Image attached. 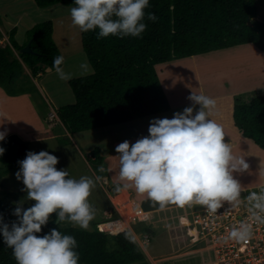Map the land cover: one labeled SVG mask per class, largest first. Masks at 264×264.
I'll return each mask as SVG.
<instances>
[{"label": "trees", "instance_id": "16d2710c", "mask_svg": "<svg viewBox=\"0 0 264 264\" xmlns=\"http://www.w3.org/2000/svg\"><path fill=\"white\" fill-rule=\"evenodd\" d=\"M34 2L41 9L57 4L75 6V0ZM149 3L146 14L154 13L158 19L152 22L145 18L147 28L141 37L97 39L98 30L80 31L82 48L93 73L69 81L75 103L56 111L69 134L169 112L171 105L157 71L159 65L238 46L253 45L264 51V22L258 20L255 0H149ZM17 32L13 28L8 33V43L0 45V88L10 96H18L17 84L23 77L37 80L55 72L53 58L62 56L53 39L52 21L29 29L23 44L18 43ZM29 41H32L33 53L21 54ZM26 69L30 74L25 73ZM260 93H255L249 103L234 104L233 122L244 139L264 151V93ZM0 147L5 149L0 163L6 173L18 170V162L29 152L28 143L17 136L0 142ZM91 155L98 165L103 164L100 149L93 150ZM117 185H110L111 192L117 191ZM0 216L9 226L16 222L1 200ZM113 217L119 218L116 211ZM56 221L53 214L37 235L48 234L56 228L62 234L73 236L78 244L79 264H150L128 230L112 236L97 227L94 230L63 228L65 222L59 225ZM135 231L141 233L138 228ZM0 264H16L12 249L4 244L2 236Z\"/></svg>", "mask_w": 264, "mask_h": 264}, {"label": "clouds", "instance_id": "9594fccd", "mask_svg": "<svg viewBox=\"0 0 264 264\" xmlns=\"http://www.w3.org/2000/svg\"><path fill=\"white\" fill-rule=\"evenodd\" d=\"M149 0H75L70 8L74 27L82 33L97 31V39L109 36L141 37L148 21L156 22L154 13L145 9ZM63 56H55L53 68L59 79L69 81L73 74L62 67ZM81 75L91 71L85 60L80 65ZM199 110L186 107L173 118L153 119L148 128L149 135L130 144L125 140L115 151L119 162V180L116 190L133 188L137 193L159 204L195 203L216 212L223 202L237 206L241 203L242 187L233 173L248 168L243 158L233 155L230 143H225L223 127L212 119L216 100L204 94L193 93L188 97ZM7 131H0V141ZM5 149L0 147V156ZM20 171L17 180L25 186L27 199L34 205L25 209L23 204L15 207L16 222H3L0 216V236L4 244L12 249L16 264H79L76 251L78 244L71 235L62 234L53 228L48 234L38 236L42 227L55 214L59 225L72 223L88 230L95 218L89 202L96 183L105 179L84 176L71 178L69 171L58 170L59 160L47 151L28 152L18 162ZM100 172L105 169L101 167ZM253 221L264 224V190L251 192L243 198ZM251 236V226L241 224L229 233L231 239L244 241Z\"/></svg>", "mask_w": 264, "mask_h": 264}, {"label": "rangeland", "instance_id": "374dc122", "mask_svg": "<svg viewBox=\"0 0 264 264\" xmlns=\"http://www.w3.org/2000/svg\"><path fill=\"white\" fill-rule=\"evenodd\" d=\"M255 2L258 10V20L264 22V0H255ZM20 4H23L26 8L29 6L28 2ZM61 5L68 8L74 7ZM68 8L62 12L66 16L65 18L59 17L57 16L58 13L53 14V12H51L52 16L41 13L34 14V17L37 23L53 22V39L64 57L63 68L66 72L73 74L72 79H76L91 75L93 68L83 51L81 32L78 27L73 26L70 9ZM29 24H23L22 31L18 27L17 41L21 43L25 41V33L29 30L25 28H28ZM1 27L3 38L0 39V45L4 46L8 43V33L13 28L7 29L3 25ZM85 60L91 71L87 75H81L80 65ZM157 71L168 95L173 114L182 113L186 107H195L196 109L200 107L194 105L188 99L193 93L204 94L210 98H219L216 100V107L223 109L222 120L217 118L216 113H212V119L223 127L226 134L224 142L234 146L231 147L233 155L246 161L245 148H252L264 160V151L255 146L252 141L244 139L235 127L232 118L233 110L229 106L232 101V94L236 91L247 88L246 92H250L251 87L264 85V51L258 50L253 45L238 46L159 65ZM25 73L30 74V71L26 69ZM43 80L23 77L17 84L18 96H10L0 88V131H7L8 134L5 140L11 136H17L20 140L28 143L29 152L47 151L49 154L56 156L59 160L56 165L57 169L69 171L71 178L79 179L84 176L93 179L96 176L105 178L96 183V187L89 197V202L95 211V218L90 222L88 230H94L98 224L108 221L106 211L110 207L113 210V215L116 211L112 206L110 196L115 194L113 199L115 202L120 196L125 195L120 191L118 193L111 192L110 185L115 180L111 177L110 172L102 173L99 171L101 167L94 161L95 158L90 152L91 150L100 149L106 141L112 140V138L104 136V133L108 132L106 128L69 134L60 122L56 111L75 103V96L69 86L70 80L63 81L59 79L56 72L46 74ZM260 89H263L262 92L264 93V87ZM242 100L235 102L243 103ZM196 111L194 109L193 115ZM167 117L161 115L155 119ZM148 119L111 126L109 133L117 139L132 134L134 129L137 130L134 134L149 135L148 128L153 119ZM109 152H106V156ZM248 164L246 170L233 173L234 178L243 188L241 201L246 203L247 201L243 198L249 193L264 190V187L257 190L253 183L243 185L244 182H248L246 179L253 177L251 175L252 171H250L252 166L249 162ZM18 171H20V167L18 170L6 173L5 167L0 163V200L7 213L12 215L15 221H17V217L13 215V212L18 204L22 203L23 207L27 209L35 203L27 199L22 179L17 180L16 178ZM251 188L253 189L249 190ZM137 194L136 200H133L134 203H138L142 205V208L149 210L152 218L150 222L137 224L132 228L134 231L138 228L140 232L146 229L143 234L149 236V244L143 245L141 236H139L138 242L150 264L211 263L213 254L205 249V244H201L195 239H189L187 235L192 227L198 230L194 216L202 205L192 203L184 205L171 204L168 208L155 212L140 201L139 196L143 194ZM120 211L127 220L131 214L130 208H121ZM62 227L81 229L69 222H65Z\"/></svg>", "mask_w": 264, "mask_h": 264}, {"label": "built area", "instance_id": "2783aa9c", "mask_svg": "<svg viewBox=\"0 0 264 264\" xmlns=\"http://www.w3.org/2000/svg\"><path fill=\"white\" fill-rule=\"evenodd\" d=\"M115 208L119 218H114L112 212L107 214L108 221L100 223L97 228L100 232L117 236L124 231L131 229L137 224H146L151 221L150 211L134 203L129 197ZM130 208L131 214L126 220L120 209ZM195 223L198 230L194 229L196 239L199 243L205 244V249L213 254L210 264H264V224L252 220L245 201L237 206L223 202V206L216 212L208 210L205 206L195 213ZM127 221L128 227L114 232L116 224H124ZM241 224L251 226V236L244 241H237L229 237L232 228L240 227ZM143 245L149 244L148 235H140Z\"/></svg>", "mask_w": 264, "mask_h": 264}, {"label": "crops", "instance_id": "0c3cea01", "mask_svg": "<svg viewBox=\"0 0 264 264\" xmlns=\"http://www.w3.org/2000/svg\"><path fill=\"white\" fill-rule=\"evenodd\" d=\"M22 2L23 3L28 2L29 6L27 8L24 7L23 4H20ZM22 6L24 7L23 9L21 8ZM67 8L68 7H63L61 4L60 5L57 4V5H53L51 7H48V8L41 9V8H38L36 6L34 0H0V27L3 25L7 29L17 28V30H18V27H20V30L22 31L23 24L30 23L29 27L25 28V29H31L36 24H38L35 20L34 14L45 13L47 15L52 16L51 12H53V14L58 13L57 16L65 18L66 16L63 15L64 13H62V12H64ZM68 9H70V8H68ZM57 16H55V17H57ZM21 31H20V33H22ZM25 31H27V30H25ZM18 35H19V30H18ZM18 43L23 44L24 41L22 43L18 41ZM45 76H43L41 78L42 81L45 80V79L43 80V78ZM261 87H264V85L253 86V87H251L252 89L250 92H246V90H248L247 88L236 91L234 94H232V101L233 102L231 101V103H229V106H231L232 110H233L234 104L236 103L235 101H239L240 99H243L242 100L243 103H249L254 96V94L252 92H255V91H261L262 92L263 89H260ZM48 88H49V86H48ZM213 99L217 100L219 98H213ZM194 109L197 111L199 110V108L196 109L195 107H194ZM222 112H223V109L216 107V109L214 110L213 113H216L217 118L222 120ZM161 115L168 116L167 118L171 119V118H173V111L171 109L167 113L147 117V119L148 118L149 119H151V118L155 119ZM211 118H213V117L211 116ZM232 118H233V113H232ZM144 119H146V118H144ZM141 120H143V119L136 120V121H141ZM136 121H134V122H136ZM106 129L108 130V132L104 133V136L111 137L112 140L106 141L104 146L100 148V155L102 152V157L104 158L103 164L100 167H103L105 169V171L102 173L110 172L111 177L113 178V180L116 181V182L114 181L113 184H111V185H115V184L122 185V182L119 180V162H118V159L115 158L118 156V153L115 151L116 147L120 143L124 142L125 140L129 141L130 144H133L138 139H140L142 137H146L148 135H146V134H134L135 131H137L134 129L132 131V134H127V135H125L124 138L121 137V138L117 139V138H115V136L113 137L112 134L109 133V131L111 130L110 127L106 128ZM129 130L131 131V129H129ZM129 130L127 131L128 133H129ZM230 146L234 147L233 145H230ZM245 150H246L245 152L247 154V160L245 161V163L248 164V162H249L251 164L252 168L250 171H252L251 175H253V177L246 179L248 182H244L243 185L248 184V183H253V184H255L254 187L258 190V189L264 187V160H262L261 155L257 151H255L254 149L245 148ZM107 151H110V152L106 156ZM90 152H92V150ZM247 188H249V187H247ZM252 189L253 188H251L249 190H252ZM118 192L119 191H116V193H118ZM120 192L125 194V195L122 196L123 198L119 197L121 199L118 198L119 200L117 203L121 202L125 198L126 195H127V197L130 198V200L132 202H134L136 200V197H137L136 195H138L134 188H128L125 190H121ZM113 195L110 196V200H111L112 206L115 208L116 201L114 202V200H113L115 198V194H113ZM139 197L141 198L140 201L143 204H145L148 208H152L153 211H155V212H157L159 210L166 209L169 207V205L171 206V203H170V204L166 205L165 207L161 208L159 204L148 199L146 195H140ZM192 204H195V203H192ZM140 206H142V205H140ZM115 210H116V208H115ZM110 212H112V214H113V210H111V207L106 211V214H109ZM128 231L131 232V234L133 235L134 239L137 241L138 244H139V242H138L139 236L145 235L143 233H136V231H134L133 228L129 229Z\"/></svg>", "mask_w": 264, "mask_h": 264}, {"label": "water", "instance_id": "95a60500", "mask_svg": "<svg viewBox=\"0 0 264 264\" xmlns=\"http://www.w3.org/2000/svg\"><path fill=\"white\" fill-rule=\"evenodd\" d=\"M248 24L251 26V20L249 19L248 20ZM31 44H32V41H29V43L21 50V54H32L33 51H32V48H31ZM102 166V165H101ZM56 223L58 224V220L56 221ZM188 237L189 239L191 238L192 240L196 239V235H195V232H194V228H190L189 231H188Z\"/></svg>", "mask_w": 264, "mask_h": 264}, {"label": "bare ground", "instance_id": "6f19581e", "mask_svg": "<svg viewBox=\"0 0 264 264\" xmlns=\"http://www.w3.org/2000/svg\"><path fill=\"white\" fill-rule=\"evenodd\" d=\"M120 197H122V196H120ZM126 197H127V195H126ZM119 199H121V198H119ZM119 199L116 200V203L118 202ZM124 200H125V198L122 201H124ZM121 202H119V203H121ZM119 203H117V204H119ZM116 227L117 228L114 230V232H118V231L125 229V227H128V223H127V221L124 224L118 223V224H116Z\"/></svg>", "mask_w": 264, "mask_h": 264}]
</instances>
